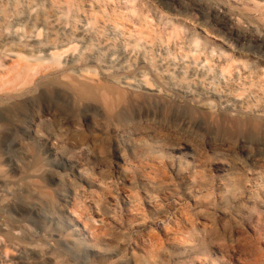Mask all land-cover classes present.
<instances>
[{
    "label": "clouds",
    "instance_id": "1",
    "mask_svg": "<svg viewBox=\"0 0 264 264\" xmlns=\"http://www.w3.org/2000/svg\"><path fill=\"white\" fill-rule=\"evenodd\" d=\"M0 264H264V0H0Z\"/></svg>",
    "mask_w": 264,
    "mask_h": 264
}]
</instances>
